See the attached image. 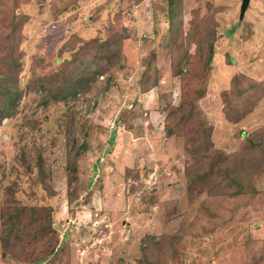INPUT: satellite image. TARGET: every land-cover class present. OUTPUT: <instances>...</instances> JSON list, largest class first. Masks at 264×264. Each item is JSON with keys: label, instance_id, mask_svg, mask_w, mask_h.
<instances>
[{"label": "rangeland", "instance_id": "obj_1", "mask_svg": "<svg viewBox=\"0 0 264 264\" xmlns=\"http://www.w3.org/2000/svg\"><path fill=\"white\" fill-rule=\"evenodd\" d=\"M242 1L182 0L179 32L168 0H0V84L20 86L0 199L52 220L37 263L264 264V0ZM76 54L100 73L46 103L38 79ZM22 228L0 264L35 263Z\"/></svg>", "mask_w": 264, "mask_h": 264}, {"label": "trees", "instance_id": "obj_2", "mask_svg": "<svg viewBox=\"0 0 264 264\" xmlns=\"http://www.w3.org/2000/svg\"><path fill=\"white\" fill-rule=\"evenodd\" d=\"M169 5L173 6L172 11L176 10L177 14L175 15V23L177 24L175 26L176 31H180L181 24L183 23V16L181 14V6L179 4L182 3V0H168ZM15 28V27H14ZM174 29V30H175ZM117 32V31H116ZM61 31L59 29H54L53 32L50 33L49 39L54 43L58 42L61 38ZM191 33V31H190ZM46 38L45 42L46 45L50 43V40ZM113 35L110 36L105 41L99 42V45H95L92 49L96 51V56L104 57L105 55L108 57L115 56L119 45L118 43L113 44ZM198 43V41L196 42ZM199 45H207L204 39L199 40ZM103 49H101V47ZM104 52V53H103ZM105 54V55H104ZM77 57L75 58L76 64L67 63L64 68H57L55 67L53 69V72L50 74L51 76L47 78V74L43 73L41 77L38 79L39 83L37 85V89H41V95L46 103L52 102V101H61V100H67L75 99L79 96L80 93V82L83 81L82 85H85V81H92L93 75H98L101 70L95 69L91 71V75H86L84 78V74L79 73L80 68L85 66L86 59L82 60L80 54H76ZM213 56V49L212 45H210V50L207 55L206 61H211ZM95 64V62L92 60L90 61V66L92 67ZM69 69L70 73L66 74V70ZM80 74V76H77V74ZM16 78V77H15ZM20 93V86L17 85V83L13 85H2L0 84V127L4 122L11 117L12 115V109L16 106V98L17 95ZM74 97V98H73ZM252 144H255L258 146L259 149H261L264 152V142L256 139H249ZM264 141V140H263ZM80 152V149H79ZM41 171L43 169L41 168ZM8 196L6 197L7 200ZM8 200H11V194L10 198ZM31 207V206H30ZM29 207H26V205H19V206H7L5 204V201H1L0 199V223H1V234H0V240L3 244L5 251L4 255H12L15 257L14 251L9 252V240L10 238L15 239L18 235V233L21 232L24 228L30 227V229H33L34 227L38 229V233L36 236H34V239L38 242L39 236H44L42 240L38 243V248L36 249L35 253V263L39 264V258L41 252L44 249H55V245L58 244V236L54 235L52 232H54V226L53 222L50 219H47L43 216L41 212H36L34 210L35 206L31 207L30 212L28 215V221L25 222L23 219V215L26 213L25 211ZM34 210L35 212H33ZM30 216V217H29ZM21 227V228H20ZM153 242V250L158 248L160 244H163L162 240L159 238H152ZM58 248V246H57ZM144 248V247H143ZM144 251L145 248H144ZM29 258H32V252L28 254ZM151 258H149L148 253L143 255V257L140 259V264H151Z\"/></svg>", "mask_w": 264, "mask_h": 264}, {"label": "water", "instance_id": "obj_3", "mask_svg": "<svg viewBox=\"0 0 264 264\" xmlns=\"http://www.w3.org/2000/svg\"><path fill=\"white\" fill-rule=\"evenodd\" d=\"M250 0H243L242 3H241V16L244 15L245 11H246V8H247V5L249 3Z\"/></svg>", "mask_w": 264, "mask_h": 264}, {"label": "bare ground", "instance_id": "obj_4", "mask_svg": "<svg viewBox=\"0 0 264 264\" xmlns=\"http://www.w3.org/2000/svg\"><path fill=\"white\" fill-rule=\"evenodd\" d=\"M258 25H259V23H258Z\"/></svg>", "mask_w": 264, "mask_h": 264}]
</instances>
